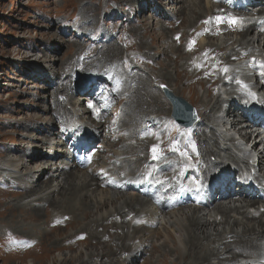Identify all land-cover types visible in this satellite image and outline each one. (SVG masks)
<instances>
[{
	"label": "rangeland",
	"instance_id": "obj_1",
	"mask_svg": "<svg viewBox=\"0 0 264 264\" xmlns=\"http://www.w3.org/2000/svg\"><path fill=\"white\" fill-rule=\"evenodd\" d=\"M187 1L184 4H188ZM202 1L205 2V0ZM209 1L215 4V0ZM161 2L163 0H160V4H157L154 0H56L54 2L52 0H0V264H79L82 261H84V264H105L106 259L101 258L102 252L106 256L108 255L107 259L111 258L114 261L118 259V252L120 254V250L117 249L119 246L114 244V241H116L115 234L110 227L101 225L96 229V232L85 227L83 224L88 217L82 214L83 212L76 205V202L72 205L74 208L68 207L69 210H77V213H67L63 204L58 203L56 206L52 202L53 198H49L50 195L46 196L49 202L43 201L45 200L44 196L40 194L26 197L30 190L26 189L24 191L25 188L32 185L34 178L40 177V174L34 175L31 173L29 177L21 176L25 172V169H22L23 164H21L19 165V168L22 169L21 174H18V176H5V166L12 168L13 164H19L21 159L24 160L23 157L28 158L30 155L29 150L37 147L29 136L39 135L42 137L44 134H49L53 129L57 131L58 134L46 136L44 144L39 147L42 155L49 160L48 154L44 152L49 150L53 138H56L59 134L65 135L69 140L66 142L68 146L74 141H80L76 138L78 135L76 131L75 133L72 132L75 128H70L73 122L71 112L73 107L85 115L88 126L90 124L96 125L97 121L91 118L92 112H86L93 110L94 107H97L98 110L104 109L107 122L114 127L118 118L122 115L125 120H132V122L138 120L136 125L141 126L146 120H150L151 116L153 118L154 115L162 116V114H166L165 105H167V120L170 122L167 130L168 138L162 137L159 145L162 143L165 145L173 144L172 139L177 140L184 136H190L191 139H194L195 131H192V128H178L172 121L170 116L172 107L163 95L159 87L160 83H165L174 88L176 94L191 102L196 107L200 119L208 113L211 117L213 116V107L207 106L204 108L200 102L201 97H203L204 91L207 90L212 94L210 97L206 93L205 99H210L211 104L218 102L219 92L215 94L213 91L215 87L217 90V84L221 83L219 79L221 76L225 77L226 72L220 74L224 71L212 69V72L210 69L211 73L208 71L207 75H198L199 72L196 71L197 68L194 66L197 60L205 61L204 50H208V48L204 49L200 43V35L203 33L201 28L199 27L198 33L191 37L184 33L177 40H164L166 42H160V39L157 38L162 35L161 37L166 39L162 29L158 31L160 35L151 34L147 30L143 35L140 34L141 27L153 24V22H150L153 21L152 17L158 15L154 12L155 6L162 7ZM172 2L167 6L171 8L170 11L173 10V7H170ZM52 5L59 10L52 11L47 15L48 9ZM179 17L182 18L180 14ZM162 19L164 21L162 20L160 24L166 26V23L169 26L167 23L169 21L172 26L174 22L171 21L175 18L162 16ZM140 20L144 24L139 22ZM210 20L217 21L216 18ZM179 26L173 30L177 29L179 31ZM181 28L184 29V25ZM226 32L229 34L220 35L218 36L219 40H217L220 42L227 40L226 43L233 44L231 38H239L236 33V37L232 36V30ZM140 36L143 37L140 38ZM217 40L210 39V43L214 41L217 44ZM185 42H194L193 49L196 51L190 49L187 55L176 54L178 57L185 56L191 59L190 64L187 66L186 63L180 61L181 68L177 70L178 74H176L177 62L174 61L172 52H166V50L173 46L185 44ZM114 43L116 46H114ZM147 47H150V52H148ZM222 48L223 51L228 49L227 46H222ZM200 49L203 50V53ZM197 50L198 53H196ZM218 53L213 54L214 60L222 61L223 53ZM209 54L210 52L206 55ZM234 57H230L233 66H235ZM223 59L222 65L229 72L232 67L228 64V58L223 57ZM36 61H39L44 67H50V71H48L53 74L52 83H55L57 87L55 93H47L46 88L50 89V86L43 85L41 79L35 74L34 70L36 69L30 70V64ZM116 71L126 72L128 86L131 89L129 96H119L118 93L123 89V84L120 75ZM167 71H172L171 80L164 78V72ZM176 76L178 82L175 80ZM235 76L238 79L241 78L240 72L238 71ZM147 80L151 83L150 91L152 94L156 91L158 96L161 97L162 95V100H165L162 103L164 109L162 106L161 109L155 105L150 107L147 98L151 93L147 89L149 86ZM179 83L180 85H177ZM236 84L238 83L236 82ZM42 86L43 90H40ZM188 87L192 88L196 95L190 96ZM219 87L217 91H219ZM183 89H185L184 92ZM70 93H72V97L68 101ZM79 97L84 98V104L75 106V100H78ZM231 115L229 114V118ZM40 116L45 118L44 122ZM2 118H7L6 125H2ZM107 122L101 125L102 129L105 130L108 126ZM154 123H157V120ZM33 138L36 139V137ZM90 142L92 143V141ZM110 142L111 137L105 135L103 145L109 147ZM95 145H92L90 150L95 148ZM118 146H120V141ZM191 147L193 153H196L197 156L200 147L197 140L191 143ZM21 148H25L26 151L18 152ZM152 152L153 148H149L148 153ZM18 153H21V155H18ZM74 154H68L64 160L66 162L73 161ZM110 155V153H100L91 168H94L99 160V164L104 165ZM102 158L103 160H101ZM198 162H201V159H198ZM158 165V159L150 160L137 173H140L142 168L152 169ZM76 166L80 171L87 169L80 167L77 162H75ZM15 170L19 172V170ZM103 172L102 167H96V174L98 177L103 176L102 181L104 183V185L97 187L99 192L110 189L109 184L114 182L109 174L102 175ZM48 176L49 174L45 175L44 178H40V181ZM155 184L158 183L155 182ZM150 188L151 184H144L142 191L138 194L139 197L142 198L145 193L149 194L151 192ZM21 190L23 191L20 192ZM175 195L177 194L171 193L170 197L175 198ZM35 198H38L36 200L40 204L29 205L33 209L25 207V203H32ZM230 204L233 205L232 202ZM110 206L99 209L97 214L92 215L86 221L96 218L98 214L101 215ZM147 207L152 208L153 206L148 202ZM207 212L201 214L205 216ZM215 213L213 211L211 215L219 216ZM127 218L131 219L130 213L127 214ZM137 221L140 222V217L137 218ZM213 224V226H209L210 232H215L217 222H213ZM257 224L258 222L254 220L253 225L257 226ZM223 227L229 228V224L218 225L216 229H223ZM240 228L241 226H238L236 229L239 230ZM147 231L150 230L139 232L137 239L133 241L138 253L144 251V246L136 244V242L139 238H146L145 233ZM168 233H173L178 244L184 247L181 241L184 232L175 227L172 228L169 224L164 226L159 224L154 226L153 231L150 232L152 238L150 240L154 241L155 249L148 246L145 257L139 264H184L181 261L177 263L176 260L180 259V253L173 252L174 245L169 244V241H167L171 240ZM159 234L161 235L158 236ZM216 246L212 245L211 247L221 254ZM168 249L170 250L167 252ZM185 249L186 244L182 250ZM151 250L153 251L150 255ZM91 254L95 255L93 260L90 258ZM242 257H245V255H240L239 259ZM70 258L71 262L66 263ZM134 261H136V257L132 256L129 262L133 263ZM211 261L217 264V258L214 257ZM123 263L124 261L120 264Z\"/></svg>",
	"mask_w": 264,
	"mask_h": 264
},
{
	"label": "bare ground",
	"instance_id": "obj_2",
	"mask_svg": "<svg viewBox=\"0 0 264 264\" xmlns=\"http://www.w3.org/2000/svg\"><path fill=\"white\" fill-rule=\"evenodd\" d=\"M154 1L156 2L158 0H154ZM172 1L173 0H163V2H161L162 7L159 8L157 5L155 6L156 9L154 10V12L155 14L158 13L157 17L155 16L152 17L153 21H150L151 23L153 22L152 25H149L147 27H141L139 30L140 34L143 35V33L147 30L148 32H151V34L155 35L158 34V31H160V29H162L166 39H163L161 37L162 35L160 34H158L160 35V37L157 38L160 39V42H166L168 40L175 41L184 33L188 34V36L191 37L192 35L197 34L199 29L201 28L203 33L201 32L202 34L200 35L201 37L200 43L202 47H204V49L208 48V50H204L205 61L204 60L202 61L197 60V62L194 61L196 62V65L194 67L197 68L196 71L199 72V74L198 72H196V74L202 76L207 75L210 69L211 70L220 69L221 71H224V66L222 65V61L224 60L223 57H226L228 58L227 61L229 62L228 64L231 65L232 70L229 71L230 73L226 72L225 77L224 76L220 77L219 80L221 81V83L217 84V90L218 87L221 85L222 89L227 94L237 93L241 96V98H248L249 93L246 92L241 86L236 84V82L241 83L243 86L248 83L251 84L255 83L259 85V83L262 82V78L258 79V77H260L261 71L262 69H264V54H262V52L264 51V46L261 45V42L254 39L253 33L254 31L258 32V37L263 36L264 39V33H263L264 26L262 28V25H258V22H256V24L251 23L249 25H244L249 23V22L243 23L244 20L242 19L243 15H249L243 12L246 11L248 7H246L243 10H239L238 8H236V12H231L227 3L230 0H215V4L211 3V1L209 0H205V2L202 0H188V1L174 0L173 2ZM185 1H187L188 4H184ZM231 1L234 2V0ZM170 2H172V6L170 7H173V10L171 11H170L171 8L167 7ZM159 4H160V0H159ZM181 4L183 5L181 6ZM179 14L182 16V18L179 17ZM227 14H231L232 18H237L238 22H236V25H234V23H230L229 22L230 20L226 21L225 24L210 20L212 18L223 17ZM161 15L168 18H172L173 16V18L175 19H173V21L171 22H174V24L171 26V23L169 21H167L169 26H167L166 23H165L166 26L160 24L161 21L163 20ZM139 22L144 24L143 21L141 20ZM155 25H157V27H155ZM183 25H184V29L181 28ZM178 26H179V31H177V29L173 30ZM229 30H232L234 35L235 33L238 34L239 38L233 39L229 37L231 38L232 40L231 42L233 44L226 43L227 40H224L222 42L218 41L219 40L218 36L228 35L229 33L226 31ZM142 37L143 36H140V38ZM208 39L209 41H207ZM210 39H214V40L218 39L217 40L218 43L216 44L214 41L210 43ZM190 43L185 42V44H180V45L176 44L177 46H173L166 50V52L167 51L172 52V55L174 56V61L177 62L176 74H178L177 70L181 68L179 65L181 64L180 61L186 63V66L191 62L190 57L189 58L185 56L178 57L176 54L180 53L181 55L183 54L187 55L190 49L192 51H196L195 49H193V43L191 48L189 47ZM114 46H116L115 43ZM222 46L223 47L227 46L228 49L226 51H223ZM239 48H245L246 51H240ZM149 49L150 47L147 49L148 52H150ZM200 50L203 53V50L202 49ZM207 51L210 52L209 55H206L208 53ZM218 52L223 53V56L221 57L222 61L214 60L213 54H216ZM196 53H198V50ZM231 56L232 57L235 56L233 58L235 61L234 63L235 66L231 64L232 63L230 60ZM165 67L167 68V66ZM238 71L241 74V78L239 79L237 78V76H235V74H237ZM116 73L120 75V79L123 84V89L118 93L119 96L122 95L129 96L131 89L128 86L126 72L121 73L116 71ZM223 73H225V71L220 74ZM46 76L49 77V75ZM164 78L171 80L172 71H167L166 73L164 72ZM175 78H176L175 80L178 82L177 76ZM147 84H149L147 89L151 93V95H149L147 98L150 107L151 105H155L159 107V109H161V106L163 107L162 98L158 96V93L156 91H154V94H152V92L150 91L151 83H149L148 81ZM177 85H180V83ZM51 88L52 86H50V89ZM179 89L182 90V88L180 87ZM217 90L215 87V90L213 92L217 94L218 92ZM184 91L185 89H183V92ZM188 91L190 92L189 93L190 96L196 95V93L193 91L192 88L188 87ZM48 92L52 93L51 91ZM206 93H208L209 94L208 96L210 97L212 94L211 92L209 93L207 90L204 91L203 97H201V101H200L204 108L210 106L213 107L214 110L215 108H217L216 106L218 104L223 106L222 103H218V102H216L215 104H211L210 99L209 100L205 99ZM219 95L221 96L220 92ZM69 97H72V93H70ZM184 99L187 101L186 98ZM83 101L84 98L79 97L78 100H75V106L77 104H83ZM243 103L244 102H242L241 104ZM233 106L234 105H229L228 109H233L234 108ZM154 110L156 111V109ZM95 114L96 115H94L95 117L94 119L95 121H97L96 125L93 126L90 124L88 126V124L86 123L85 115L83 113H80V111L77 108L73 107V111H72L73 122L70 125V128L71 127L75 128L76 133L88 131L90 132V135L94 137L93 140L95 139L94 142L96 145L95 148H93L91 151H94L97 154L89 158V161H91L92 163L96 161L97 156H99L100 153H110L112 156L119 158L117 162L118 166L120 168H124V172L126 173V175H129L126 178V180L120 177L118 182L114 184L115 186H113L115 187V190L107 189L106 191L99 192V190L90 187L92 180L91 175H95L94 168H90L88 172H85V171H80L77 166L75 167L74 162L72 164L70 162L64 163L62 159L64 156L71 153L73 150H76L78 153L83 152L86 149V147L89 146L88 143H86L85 147H82V145L80 144H74V146L67 151L64 147L61 148L60 142L55 143V145L51 143L49 150L44 152L47 153L49 156V161H47V159L42 155V151L40 152L39 147L41 146V144H44L46 136L58 134L57 131L53 129L49 134H44L42 137H40L39 135L29 136L33 144L37 146L29 151L31 153L30 154L31 157H29L30 158L29 161L24 164L26 158L23 157L24 160L22 159L20 161L18 160L20 162V163L18 162L19 164L15 163L13 164V167L11 169L9 168L5 169L7 171V174L10 176H18V174H21L22 169H25V172L23 174H27L28 176H30L31 173L34 175L40 174L39 175L40 177L36 181L37 183L34 185H29L26 188L30 190L26 197H31L34 196L35 194L36 195L40 194L44 196L45 200L43 201H48L46 196L50 195L49 198L50 197L51 199L53 198L52 202L55 203V205L58 203L63 204L64 209L67 211V213H71V212L77 213V210H73V209L69 210L68 207L70 206V208H74V206L72 205L76 202V205H78L81 211L83 212L81 213L88 218L91 217L92 215L97 214L99 209L101 210L102 208L111 205V207L107 209V211L103 216H99L98 214L96 218H92L87 221L86 219L88 218H86L83 224L85 227L91 228L94 232H96V229H98L101 225L103 226L108 225L111 231L114 232L116 238L114 244L115 245L117 244L119 246V248L117 247V249L120 250V254L118 252V259L117 261H114L111 258L107 259L108 255L106 256L102 252L101 258L103 257L104 260L106 259L105 264H120L123 261H124L123 264H130L128 263V259L130 255L136 253L131 242L135 238V234L137 230H150L155 224V221L154 222H150V221L152 219L154 220L156 219V214H155L156 208L143 209L140 206L136 205V204L141 205L142 201L149 202L150 200L153 201L154 199V195H151L149 197V200H145L146 198L144 196L142 198L137 196L136 192L146 182L144 180L147 181L151 180L152 184L155 181L160 182V186L155 188V192H157L156 199L158 203L160 201L162 202V200H166L167 202H170V193L173 190H176L173 193L175 192L179 193V195H181V199L183 200V202L187 203V206L181 207L176 211H172L163 215L164 220L162 222V226H164L165 224H169L171 225L172 228L175 227L179 231L184 232L183 234L184 237L182 238L181 241L184 244V247L186 244L185 250H182L184 248L182 247L183 245L181 246V244L180 245L178 244V241L176 240L173 233H168V237L171 240H167L168 238L166 239L167 241H169V244L174 245L175 249L173 250V252L180 253V259L176 260L177 263L181 261L184 264H214L212 263L211 260L212 258L215 257L217 258V264H237L239 262L238 260L240 255H249L250 253L254 252L256 246L258 245V242H260L259 241L260 236L264 234V213H261L258 210H254V211L250 210L251 206H256L258 204L257 201L252 199L250 196H247L244 191L236 190L235 188L236 185L231 187L230 188L231 190L226 188V191L223 194V196H226L225 200L223 202L216 204L212 208L213 211L217 213V215H220L219 217H215L211 215V210H209L210 207L202 204L201 201L198 202V205L195 202L190 203V201L187 199L186 196L187 191L184 189L183 186V185H188L191 187L189 189L192 190V188L195 185V181H200V180L205 181L209 177H215L216 179L224 180L231 176L232 173L229 170H226L223 174H221L216 169H214L215 164L219 158L222 159L228 158L233 161H237L239 159V157L231 151V147L227 142L228 140L225 138L223 134L224 131L220 129L221 126H227L229 124L228 120H225V117H223L224 120L219 122L217 120L212 119L209 113L206 115L204 114L203 118L200 119V121L196 124L195 126L197 127L196 130H192L195 131L194 139H191L190 136H184L177 140L172 139L174 144L165 145L164 143H162L158 145L160 147H158L157 158H158V163H162V166L159 167L158 169L155 167V169L152 171V174L150 175H149L150 171L147 169L141 170L140 173L136 175V172L140 168V164L143 161H145L149 155L148 149L153 148L154 145L156 146V144L160 141L162 137L168 136L167 130L170 126V123H165L164 119L166 117V114H162V116L165 117L153 114L154 117L153 118L151 117L150 120H146L145 122L143 121L144 124H142L141 126L136 125L138 120L130 123L126 122L125 120L124 121L119 120L117 124L114 125V127L110 125L111 123L107 122L108 126L105 128L104 134L108 135L109 138L111 137V142L109 147L108 145L106 146L103 145L105 136H101L102 135L101 133H98L99 135H96L97 133H95L96 130H98L101 127L102 122L104 120V116L100 112ZM43 116H40V118L44 122L45 118ZM156 119H157V123H154ZM233 123L240 124L237 117H235L232 120L231 124ZM112 134H116V135L112 136ZM33 137H36V139H34ZM121 137H124L125 140L121 143L119 151L111 150V148L116 145L118 139ZM235 139L236 137L232 138L231 141ZM195 140H197V144L200 146L197 156L195 155L196 153L195 154L193 153L192 147H189V145L187 144V142L192 143ZM235 145L241 151L243 150L241 144H235ZM54 147H55V152L50 155L49 152ZM173 148L178 150L173 151ZM25 151H26L25 148L20 149V152H25ZM181 153H185L186 155H181ZM13 157H17V156H13ZM151 158H153V152L151 157H149V160ZM75 159H79V156H76ZM198 159H201V162H198ZM21 164H23L22 169L19 168V165ZM65 164L67 167H69L71 164L70 170H67ZM53 166L55 168L57 166V168L55 169ZM103 168H105V165H103ZM15 169L19 170V172H17ZM261 171L264 172V162L261 167ZM163 172L169 174V179L165 183L163 182V178H162ZM48 174L49 176L47 178L43 179V181H40V178H44V176ZM111 174L120 176V173L110 172L109 175ZM68 176L70 177L68 178ZM139 176L141 178L140 180L138 179ZM35 179L36 178H34V180ZM116 185L118 187H122V186L123 187L116 188ZM205 187H209V186L206 185ZM90 196L92 198L88 199V197ZM36 199L38 198H35L32 203L31 202L25 203V207L31 208V206H29L31 204H40V202H38V200ZM232 200H236L238 202H236L234 205L227 204V202H230ZM33 206L35 207V205ZM158 209L161 212H163L161 205H158ZM127 210L132 213V216L134 218L141 215L140 222L133 223L131 222V220L130 222H128L126 218L123 217V213H125ZM207 210H209L210 213L203 216L201 213H205ZM38 214L40 215L39 211ZM118 215L121 216V219L117 218ZM231 217H235V218L231 220ZM143 218H147L149 220V223L143 225L142 224ZM254 220L255 222H258L257 226L253 225ZM213 222L215 223L217 222V224H215V232H210L209 226L211 225L213 226L214 225ZM221 224H229V228L223 227V229H219V228L216 229V226ZM238 226H241V230L236 229ZM214 234H216V236H214ZM160 235L161 234H159L158 236ZM139 242L144 243L147 246V248L148 246H152L153 249H155L154 248L155 243L153 240L147 239V240H140ZM212 245H217L216 249H218L221 252V254L218 253L217 250L213 249L211 247ZM169 250L170 249H168L167 252ZM152 251L153 250H151V252L149 253L150 255ZM126 253H129V256H127ZM145 254L146 252L144 254L142 253L141 256L138 258V260L133 264H139L141 260L145 257ZM94 256H95L94 254L93 255L91 254L90 258L93 260L95 258ZM70 262H71V258L66 261V263H70ZM79 264H84V261L80 262Z\"/></svg>",
	"mask_w": 264,
	"mask_h": 264
},
{
	"label": "water",
	"instance_id": "obj_3",
	"mask_svg": "<svg viewBox=\"0 0 264 264\" xmlns=\"http://www.w3.org/2000/svg\"><path fill=\"white\" fill-rule=\"evenodd\" d=\"M162 88L165 94L170 98V100L173 103H176L177 110L183 113L187 112V114L190 116L192 123L189 125H186V127L192 126L195 122L199 120L197 110L189 102H187L186 100H184V98L180 96H176L174 92L170 88H168L166 85H163Z\"/></svg>",
	"mask_w": 264,
	"mask_h": 264
},
{
	"label": "snow or ice",
	"instance_id": "obj_4",
	"mask_svg": "<svg viewBox=\"0 0 264 264\" xmlns=\"http://www.w3.org/2000/svg\"><path fill=\"white\" fill-rule=\"evenodd\" d=\"M218 21H220V20H222L223 18H221V17H217L216 18ZM230 23H236V22H238V20H237V18H231L230 19V21H229ZM192 43H194V42H192ZM192 43H190V45H189V47L191 48V46H192ZM224 71L225 72H227V68H225L224 69ZM162 87H163V85H162ZM178 149H175V148H173V151H177ZM157 151H158V146H153V158L155 159V158H157ZM181 155H186L185 153H181ZM149 175H150V173H149Z\"/></svg>",
	"mask_w": 264,
	"mask_h": 264
}]
</instances>
